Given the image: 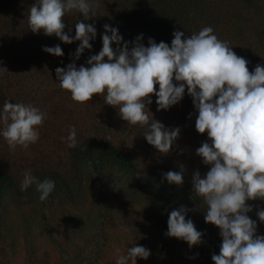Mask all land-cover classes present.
Returning a JSON list of instances; mask_svg holds the SVG:
<instances>
[{"label":"rangeland","instance_id":"rangeland-1","mask_svg":"<svg viewBox=\"0 0 264 264\" xmlns=\"http://www.w3.org/2000/svg\"><path fill=\"white\" fill-rule=\"evenodd\" d=\"M133 1L91 0L93 18L105 15L111 5ZM35 2L0 0V111L9 101L31 104L46 114L38 129L39 140L27 149L10 150L0 135V171L14 180L0 197V264H116L118 256H127L136 244L151 252L146 260L137 258V264H214L212 255L219 254L222 237L216 226L206 223L207 204L193 192L192 183L195 171L203 176L209 170L196 149L210 141L196 130L198 112L187 89L183 100L165 111H157V97H151L148 108L154 119L167 128L181 129L170 153L161 154L145 139L144 128L131 127L101 96L80 105L59 86L58 67L87 66L88 58L102 46L90 41L91 50L77 60L79 41L66 44L43 30L33 33L27 18ZM197 2L204 7L199 17L205 23L214 21L210 24L214 34L249 61L250 71L264 65V0ZM82 19L79 11L68 13L65 32L74 38L75 24ZM56 45L63 56L43 51L44 46ZM4 127L0 121V132ZM73 128L77 143L69 148L67 137ZM86 141L112 142L120 156L136 164L137 171L121 169L118 159L98 163L79 154L78 147ZM181 164L183 185L169 184L163 173L179 171ZM27 171L41 181L46 172L59 175L46 201L40 200L35 185L21 190ZM247 203L253 209L248 215L257 222V234L264 236V223L257 216L264 210V200ZM181 206L189 209L186 219L203 234L197 246L166 235L169 213Z\"/></svg>","mask_w":264,"mask_h":264},{"label":"clouds","instance_id":"clouds-1","mask_svg":"<svg viewBox=\"0 0 264 264\" xmlns=\"http://www.w3.org/2000/svg\"><path fill=\"white\" fill-rule=\"evenodd\" d=\"M74 10L82 13L83 19L75 24L73 38L65 32V17ZM94 15L91 0H36L27 19L33 33L43 30L44 35H55L66 44L79 41L74 54L78 60L86 49L91 50L90 41L96 38L95 25L85 23ZM104 29L102 50L88 58L87 66L70 63L66 69L55 70L59 86L80 105L101 96L131 127L144 128L147 142L165 155L181 129L165 127L154 119L148 105L154 95L157 111L169 110L183 100L187 89L198 112L196 130L210 141L196 149L209 170L203 176L195 171L192 183L193 192L207 204L206 223L216 226L222 237L219 254H213L212 260L214 264H264V236L257 234V222L248 215L253 209L247 203L264 200V65L257 64L250 71L249 61L220 40L210 26L190 36L174 31L171 46L152 38L145 46L142 34L133 42H124L117 28L105 24ZM43 51L64 55L59 45L44 46ZM45 119L38 107L5 101L0 111L5 127L0 135L10 150L17 146L27 149L39 140L38 129ZM67 140L69 148L76 147L75 128ZM184 172L181 164L179 171L163 173V178L182 186ZM32 185L41 201L55 189V181H41L27 171L21 190ZM188 211L181 206L169 213L166 235L194 247L202 243L203 234L186 219ZM257 216L264 223V210L257 211ZM150 255L149 249L136 244L127 256H118L116 264H128L129 259L137 264V258L146 260Z\"/></svg>","mask_w":264,"mask_h":264},{"label":"trees","instance_id":"trees-1","mask_svg":"<svg viewBox=\"0 0 264 264\" xmlns=\"http://www.w3.org/2000/svg\"><path fill=\"white\" fill-rule=\"evenodd\" d=\"M141 2L142 7L139 8ZM110 7V11L106 10L105 15L93 18L91 22L97 30L94 46H103L102 35L105 31V24L117 28L124 42H133L142 34L144 37L142 42L148 46L149 38L154 39L157 43L163 41L171 45L174 31H182L185 36H190L206 26L211 27L210 24L214 22L209 20L208 23H205L199 17V13L201 10L203 11L204 7H201L197 0H139L138 2L134 0L129 4H115ZM201 21L205 24L202 25ZM115 47L116 45L113 44V48ZM78 152L98 163L118 159L121 169L129 172L137 171L136 164L128 157L120 156L116 146L109 141H86L78 147ZM46 178L56 182L59 175L46 172L42 175V180ZM13 182L10 174L0 171V197L6 185Z\"/></svg>","mask_w":264,"mask_h":264}]
</instances>
